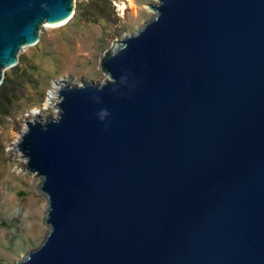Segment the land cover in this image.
Segmentation results:
<instances>
[{"label": "water", "instance_id": "1", "mask_svg": "<svg viewBox=\"0 0 264 264\" xmlns=\"http://www.w3.org/2000/svg\"><path fill=\"white\" fill-rule=\"evenodd\" d=\"M74 1L0 0V86ZM159 1L27 123L50 232L20 264H264V0Z\"/></svg>", "mask_w": 264, "mask_h": 264}, {"label": "rangeland", "instance_id": "2", "mask_svg": "<svg viewBox=\"0 0 264 264\" xmlns=\"http://www.w3.org/2000/svg\"><path fill=\"white\" fill-rule=\"evenodd\" d=\"M159 3L134 0L132 7L126 0H75V15L67 25H43L39 42L24 47L18 65L4 70V79L13 82L7 97L0 93V264H20L50 232L43 178L28 170L18 147L27 123L57 116L63 84L109 80L102 60L153 20ZM53 92L57 97L50 99Z\"/></svg>", "mask_w": 264, "mask_h": 264}, {"label": "bare ground", "instance_id": "3", "mask_svg": "<svg viewBox=\"0 0 264 264\" xmlns=\"http://www.w3.org/2000/svg\"><path fill=\"white\" fill-rule=\"evenodd\" d=\"M126 1H128L129 3H130V5L132 6V7H134L135 5H134V0H126ZM122 7V9H124V7H125V4L124 5H121ZM153 13H155V15H157V13H156V11L154 10L153 11ZM73 15H74V12H72V14L67 18V19H65V20H63V21H61V22H58V23H55V24H50V23H45L44 24V27L45 28H50V29H53V28H59V27H62V26H65V25H67L70 21H71V19L73 18ZM129 36V35H128ZM128 36H126V37H128ZM125 37V38H126ZM121 46V45H120ZM120 46H119V44H117V45H114L113 46V49H114V51H116V50H118L119 48H120ZM116 48H118V49H116ZM116 49V50H115ZM114 51H111L110 53H112V52H114ZM8 69V68H7ZM106 73V72H105ZM105 77H106V79H108L109 78V75L106 73L105 74ZM54 97H57V93H55V92H53L52 93V96L50 97V99H53ZM48 104H46V106H47ZM44 195H46L45 193H44ZM46 198H48L47 197V195H46ZM48 209H47V211L49 210V200H48ZM47 219V218H46ZM46 222H47V220H46ZM48 224V223H47ZM49 225V224H48Z\"/></svg>", "mask_w": 264, "mask_h": 264}, {"label": "trees", "instance_id": "4", "mask_svg": "<svg viewBox=\"0 0 264 264\" xmlns=\"http://www.w3.org/2000/svg\"><path fill=\"white\" fill-rule=\"evenodd\" d=\"M105 4H106V6L111 7L110 2L106 1ZM12 82H13L12 79H4L3 80V83L0 86V93L2 94V96L7 97V93L9 92L8 89L11 87Z\"/></svg>", "mask_w": 264, "mask_h": 264}]
</instances>
